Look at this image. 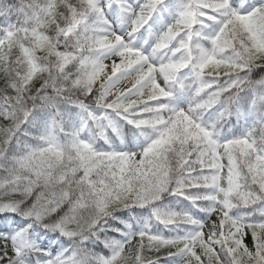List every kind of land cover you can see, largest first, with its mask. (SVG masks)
I'll return each instance as SVG.
<instances>
[{
	"label": "snow or ice",
	"instance_id": "obj_1",
	"mask_svg": "<svg viewBox=\"0 0 264 264\" xmlns=\"http://www.w3.org/2000/svg\"><path fill=\"white\" fill-rule=\"evenodd\" d=\"M0 264H264V0H0Z\"/></svg>",
	"mask_w": 264,
	"mask_h": 264
}]
</instances>
